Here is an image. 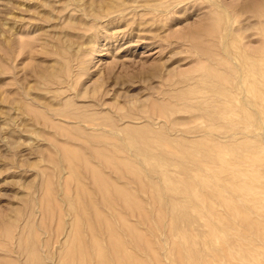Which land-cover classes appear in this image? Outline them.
<instances>
[{
	"label": "rangeland",
	"instance_id": "obj_1",
	"mask_svg": "<svg viewBox=\"0 0 264 264\" xmlns=\"http://www.w3.org/2000/svg\"><path fill=\"white\" fill-rule=\"evenodd\" d=\"M108 7L112 8L108 9L113 13L112 15L108 12ZM255 9L261 12L256 13ZM101 11L109 15L104 16ZM263 11L264 0H0V264H65L66 259L62 253L66 256L70 255L69 252L72 254L74 248L71 242L74 241V233L83 223L92 227L86 228L84 225V228L82 225V229L78 231V234L82 235L84 247L86 246L87 249L88 245L90 249V243L94 239L93 233L97 234L95 239L101 243L102 248L107 249L108 256L114 249L110 244L115 241L113 236L118 237L115 243L119 242L117 244L120 246L125 240L128 241L126 238L128 232L130 241L127 243L134 248L128 247L129 244L125 242L123 244L125 246L121 245L123 248L120 246L119 250L121 254L124 251V254L131 255L130 260H135V263L142 264L145 260L143 264L146 262V264L149 262V264H181L186 259L182 264H187V260L190 262L188 264H192L193 258L194 264L197 260L198 264H239L244 255L246 257L242 258L243 262L240 264L252 263L248 260L250 258L252 260L254 255L259 256L256 258L258 262L260 260L263 262L264 101L261 102L251 91L252 88L258 90L259 86V91L264 92ZM214 23H217V26ZM210 27L214 28V31L219 28V33L215 31L214 34ZM205 28L211 30L207 32ZM239 46L242 48L240 49ZM208 48H212V53ZM202 49L205 51L202 52ZM216 49L222 52L219 53ZM237 49H243V52ZM251 50L254 55L250 53ZM256 51L259 52L258 55ZM209 53L212 54L211 58L208 57ZM219 56L223 57L220 59ZM232 63L236 65V70ZM232 77L233 80L230 79ZM60 81H63L62 85ZM225 85L233 86L234 89L228 86L225 88ZM231 89L234 93L229 91ZM213 92L218 97L214 96ZM239 92H243L244 97ZM222 94L226 96L223 97ZM227 94L230 97L229 101L226 100ZM56 101L57 105L54 103ZM223 101H231L230 103L234 104L226 102L225 106L227 104L226 107H230L225 108L224 104H221ZM241 104L244 109L240 107ZM52 111L57 112L54 117L60 116L57 117L58 120L53 117ZM226 111L234 113L230 114L234 118L230 119ZM222 112L229 116L224 118ZM47 113L50 115V120ZM64 113H68L69 117L67 114L63 115ZM235 113L239 116L237 117ZM254 113L256 116L261 114L255 117ZM70 116L75 119L71 118V120ZM218 116L221 121L218 120ZM42 117L47 118L48 125L44 120L46 124H43ZM85 120L87 121L84 122ZM231 122L234 127L230 125ZM78 126L80 128L82 126V129L80 130ZM245 126L249 127L245 129ZM113 129L114 131H110ZM66 154L76 158L71 159L70 155L66 156ZM108 164L112 167L116 164L118 167L112 169L107 166ZM135 167L139 169L135 170ZM214 169L216 170L213 171ZM93 170L94 173L95 171L98 173L97 178L96 173L92 175ZM215 173L216 175L211 178L210 175ZM190 174L192 177L188 176ZM135 175L140 176L139 179ZM195 175H198L196 178L202 177L196 180ZM219 175L221 179L225 178L224 181L222 180L225 183L223 186ZM101 176L108 184L105 182L103 186L98 182L104 181ZM189 177L192 182L196 181L195 185L193 184L195 191H197L195 188L203 187L200 188L203 189L202 191L198 188L200 192H197L201 194L205 191L203 194L209 197L207 200L203 194L196 198L190 194L191 192L181 189L186 184H192L190 179L187 181ZM96 179L97 181L93 182ZM228 180L237 187L233 188L230 183V187L233 188L231 189ZM243 181H249L245 185L252 183L245 187L252 193L246 195L245 192H241L245 189ZM198 183L201 185L205 183L207 186L205 184L200 186ZM179 184L185 185L180 187ZM110 186L116 190L110 191ZM118 188L125 191L121 192ZM112 193H117L121 198L129 201L126 204V201L118 196L117 198L122 202L125 201L123 205L122 202L120 203L121 200L112 196ZM107 194L109 196H106ZM215 194L217 198H211L216 196ZM235 194L238 196L236 197ZM191 196L192 198H189ZM225 196L229 199L225 200ZM81 197L85 198L84 202L87 199L88 203H84ZM200 197L204 199L201 200L203 204L201 206H199L201 203L198 204ZM218 198H221L220 201ZM106 199H110L109 202ZM222 200L230 203L232 207L238 204L240 207L234 206V208L236 210L240 208L241 215L243 213L246 215L247 211L246 219L248 217L253 219L246 220L244 215L238 219L239 216L229 209H226L227 214ZM80 201L82 203L78 206L77 202ZM204 203L210 205L206 206ZM221 203L224 209L220 207ZM241 203L252 206L249 207L248 204L246 208L243 206L242 212ZM131 204L137 207L136 210ZM69 205H72L73 209ZM129 205L131 207L128 208ZM47 206L50 208L47 209ZM209 206L214 211L216 207V213L212 212L213 209ZM259 206L261 208H258ZM91 207H95L91 211L93 215L96 213L97 217L99 212L94 213V211L101 210V218L100 216L96 218L92 213L89 215L91 211L88 208ZM87 209L88 212L90 211L88 215L85 213ZM203 209L205 213L207 211L206 215ZM83 213L90 221L82 217H87ZM230 213L235 217L229 215ZM208 215L213 218H209ZM226 218L230 220L228 224L226 220L220 223ZM83 219L89 222L85 223ZM195 219L198 221L201 219L203 222L201 220L197 222ZM98 220L101 223L95 226ZM77 221L80 223L78 224ZM93 221L97 222L94 224ZM209 221L216 227L214 229L217 231L216 235L219 237L222 234L226 235L225 239L223 236L221 238L216 236L214 239L207 236L209 229L205 228L209 225L211 227ZM250 222H253V226ZM258 222L262 223V230L260 224L255 229V224ZM217 227H220L219 230ZM112 228L113 231L116 228L114 231L116 234L113 233L114 235L111 236ZM132 228L136 232L131 231ZM174 231L176 234L173 236ZM256 232L257 235L259 234L258 238ZM185 233L190 236L196 233L195 237L192 235L195 239L186 236ZM238 234L241 236L246 234L243 235L245 241ZM84 235L88 241L83 238ZM181 235L186 236L188 240L186 243L190 245L185 246L186 248L182 245V249L184 251V248L191 247L192 258L188 254L181 256L185 253L178 248L179 241L182 240ZM122 236L124 242L121 241ZM130 238L134 241L136 239L137 242L142 238L140 242L146 241V244L145 242L144 245L139 242L138 244L135 243L136 241L132 243L133 240ZM170 238L180 240L176 239L175 242L171 240L173 241L171 242ZM202 239L206 242L202 243ZM218 240H223V244L225 243V252H222L223 248L219 249L222 247L220 244L222 242ZM105 242L106 246L103 245ZM192 242L195 243L190 244ZM140 244L144 248L148 245V249L145 250ZM194 244L197 247L193 246ZM229 244H233L234 247L231 248ZM241 245L243 247H238ZM125 247L127 251L124 250ZM89 249L87 250L90 256L88 255L89 258L85 256L87 259L83 264L96 263L93 261L96 258L91 257L93 251ZM193 249L198 250V253ZM227 250L234 259L227 257L229 255L226 253ZM250 250L255 251L250 253ZM209 251H213V254ZM243 251L248 252L247 255L240 256L239 252L243 254ZM146 252L149 254L145 255ZM214 253L217 254L215 256L222 255V257L216 258L213 256ZM134 254L136 256H133ZM194 255L197 257L195 258ZM111 256L108 258V264H121L119 256L117 257L116 254ZM115 256L118 259H111ZM136 257L145 258L139 262ZM236 257L239 263H235ZM76 258H73L72 264H75ZM122 260H125L122 264L128 261L126 258ZM130 260L127 264H130ZM96 261L98 264L97 259ZM78 262L76 261L80 264Z\"/></svg>",
	"mask_w": 264,
	"mask_h": 264
},
{
	"label": "bare ground",
	"instance_id": "obj_2",
	"mask_svg": "<svg viewBox=\"0 0 264 264\" xmlns=\"http://www.w3.org/2000/svg\"><path fill=\"white\" fill-rule=\"evenodd\" d=\"M134 1H135V0H134ZM261 2H262V1H261ZM260 7H261V6H260ZM108 9H112V8H109V7H108L107 10H108ZM257 9H258V8H257ZM261 9H262V8H261ZM105 11H106V9H105ZM105 11H104V12H105ZM252 11H253V10H252ZM255 11H256V9H255ZM259 11H260V10L256 11V13L259 12ZM101 12L103 13V11H101ZM108 12H109V10H108ZM260 12H261V11H260ZM102 13H100V14L102 15ZM105 13H106V12H105ZM109 13H110V15L113 14V13H111V11H110ZM109 13H108L107 15H109ZM223 13H224V12H223ZM263 13H264V11H263ZM259 14H260V13H259ZM94 15H95V14H92V16H94ZM103 15H104V16H107V15H105L104 13H103ZM256 15H258V14H256ZM256 15H255V16H256ZM261 15H262V13H261ZM104 16H103V17H104ZM224 16H225V15H224ZM96 17H98V16H96ZM109 17H111V16H109ZM222 17H223V16H222ZM263 17H264V16H262V18H263ZM220 18H221V17H220ZM225 18H226V17H225ZM225 18H223V19H225ZM218 20H220V19H218ZM227 20H228V19H227ZM216 21H217V20H216ZM228 21H229V20H228ZM260 21H262V20H260ZM218 22H219V21H218ZM225 22H226V21H225ZM263 22H264V21H263ZM216 24H217V23H214L215 26H217ZM225 24H227V23H225ZM228 24H230V23H228ZM212 25H213V24H212ZM223 26H224V24H223ZM211 27H213V26H211ZM211 27H210V28H211ZM217 28H218V27H217ZM211 29H212V28H211ZM211 29H209V30H211ZM222 29H223V28H222ZM222 29H221V30H222ZM204 30L207 31V32L209 31V30H207V28H205ZM218 30H219V28H218L217 30H215V31H217V33H219ZM259 30H260V29H259ZM263 30H264V29H263ZM263 30H262V31H263ZM213 31H214V28L211 30V32H213ZM215 31L213 32L214 34H216ZM220 32H221V31H220ZM204 33H205V32H204ZM208 34H209V33H208ZM208 34H206V35L208 36ZM211 34H212V33H211ZM211 34H210V35H211ZM214 34H213V35H214ZM223 34H224V33H223ZM229 35H230V34H229ZM262 35H263V34H262ZM216 36H217V35H216ZM218 36H219V35H218ZM211 37H212V36H211ZM211 37H210V38H211ZM227 37H229V36L227 35ZM208 38H209V36H208ZM214 38H215V37H214ZM223 38H224V37H223ZM216 39H218V38H216ZM216 39H214V41H215ZM221 39H222V38H221ZM226 39H227V38H226ZM231 39H233V38H231ZM211 40H213V39H211ZM218 40H219V39H218ZM218 40H217V41H218ZM224 40H225V39H224ZM234 40H235V39H234ZM224 42H225V41H224ZM230 42H231V41H230ZM228 43H229V42H228ZM228 43H227V44H228ZM237 43H238V42H237ZM202 44H203V43H202ZM200 45H201V44H200ZM225 45H226V43H225ZM204 46L207 47L206 45H204ZM213 46H214V48H215V45H214V44H213ZM218 46H219V45H218ZM228 46H230V44H228ZM237 46H238V44H237ZM200 47H201V46H200ZM205 47H204V48H205ZM209 47H212V45H209ZM196 48H197V47H196ZM202 48H203V46H202ZM218 48H219V47H218ZM225 48H226V47H225ZM230 48H232V47L230 46ZM237 48H238V47H237ZM239 48H240V46H239ZM241 48H242V47H241ZM241 48H240V49H241ZM205 49H207V48H205ZM205 49H204V51H205ZM209 49H210L209 52H211V51H212V48H208V50H209ZM240 49H237V50H240ZM214 50H215V49H214ZM216 50H217V49H216ZM230 50H231V49H230ZM204 51H203V49H202V52H204ZM217 51H218V50H217ZM217 51H216V52H217ZM220 51L222 52V50H220ZM220 51H218V52L220 53ZM240 51L243 52V49L240 50ZM259 51H260V50H259ZM216 52H214V54H216ZM218 52H217V53H218ZM231 52H232V51H231ZM238 52H239V51H238ZM253 52H255V51L253 50ZM256 52H258V51H256ZM205 53H207V50H206ZM211 53H212V52H211ZM236 53H237V52H236ZM250 53H252V50H251ZM250 53H248V54H250ZM200 54H201V53H200ZM214 54H213V55H214ZM221 54H222V53H221ZM237 54H238V53H237ZM239 54H240V53H239ZM254 54H255V53H254ZM254 54L252 53V55H254ZM258 54H259V52L257 53V55H258ZM206 55H207V54H206ZM206 55H205V56H206ZM211 55H212V54H211ZM211 55H210V53H209V54H208V57H210ZM222 55H223V54H222ZM240 55H242V54H240ZM250 55H251V54H250ZM217 56H218V55H217ZM236 56H237V55H236ZM219 57H220V56H219ZM221 57H223V56H221ZM221 57H220V59H221ZM227 57H228V56H227ZM245 57H246V56H245ZM256 57H257V56H256ZM210 58H211V57H210ZM224 58H226V56H224ZM224 58H222V59H224ZM213 59H214V58H213ZM226 59H228V58H226ZM238 59H239V57H238ZM242 60H243V59H242ZM257 60H258V59H257ZM212 61H213V60H212ZM227 61H228V60H227ZM260 61H261V58H260ZM262 62H263V61H262ZM205 63H206V62H205ZM256 63H257V62H256ZM227 64H229V63H227ZM257 64H258V63H257ZM259 64H260V62H259ZM262 64H264V63H262ZM262 64H260V65H262ZM207 65H210V64L207 63ZM219 65H220V64H219ZM232 65H235V64L232 63ZM210 66H212V65H210ZM210 66H209V69H210ZM222 66H223V65H222ZM244 66H245V65H244ZM213 67H214V66H213ZM226 67H227V66H226ZM229 67H230V66H229ZM233 67H234V66H233ZM202 68H203V67H202ZM235 68H236V65H235L234 69H235ZM244 68H245V67H244ZM262 68H263V67H262ZM209 69H208V70H209ZM213 69H214V68H213ZM213 69H211V70H213ZM237 69H238V68H237ZM200 70H202V69H200ZM208 70H207V71H208ZM235 70H236V69H235ZM238 70H239V69H238ZM261 70H262V69H261ZM209 71H210V70H209ZM209 71H208V72H209ZM214 71H216V70H214ZM220 71H221V70H220ZM61 72H62V71H61ZM204 72H205V71H204ZM210 72H211V71H210ZM210 72H209V73H210ZM58 73H60V71H58ZM214 73H215V72H214ZM230 73H231V72H230ZM241 73H242V72H241ZM260 73H261V72H260ZM260 73H259V74H260ZM60 74H61V73H60ZM211 74H213V73H211ZM217 74H218V73H217ZM249 74H250V73H249ZM58 75H59V74H58ZM220 75H221V74H220ZM220 75H219V76H220ZM260 75H262V73H261ZM210 76H211V75H210ZM217 76H218V75H217ZM219 76H218V77H219ZM262 76H263V75H262ZM200 77H201V76H200ZM206 78H207V76H206ZM213 78H214V76H213ZM44 79H46V78H44ZM207 79H208V78H207ZM215 79H217V77H216ZM230 79L233 80V77L230 78ZM237 79H239V78H237ZM47 80H51V79H47ZM58 80H59V79H58ZM217 80H218V79H217ZM259 80H260V79H259ZM220 81H221V79H220ZM250 81H251V80H250ZM260 81H261V80H260ZM57 82H58V81H57ZM62 82H63V81H60L59 83H61V85H62V84H63ZM64 82H65V81H64ZM210 82H211V81H210ZM218 82H219V80H218ZM221 82H222V81H221ZM227 82H229V81H227ZM222 83H223V82H222ZM64 84H65V83H64ZM77 84H78V83H77ZM219 84H220V83H219ZM224 84H225V83H224ZM236 84H237V83H236ZM231 85H233V84H231ZM59 86H60V84H59ZM66 86H67V85H66ZM76 86H77V85H76ZM225 86H226V85H225ZM227 86H228V85H227ZM227 86H226L225 88H227ZM238 86H239V85H238ZM255 86L257 87V85H255ZM68 87H69V86H68ZM70 87H71V86H70ZM228 87H229V86H228ZM232 87H233V86H232ZM232 87H229V88H232ZM223 88H224V87H223ZM229 88H228V89H229ZM207 89H208V87H207ZM228 89H227V91H228ZM233 89H234V87H233ZM241 89H242V88H241ZM241 89H240V90H241ZM246 89H247V88H246ZM250 89H251V88H250ZM259 89H260V87L258 86V90H257L256 88H255V89L252 88L251 91H252V94H253L255 97L259 98V100L262 102V101H264V92L261 93V92L259 91ZM244 90H245V89H244ZM262 90H263V89H262ZM208 91H209V90H208ZM219 91H220V90H219ZM229 91H231L232 93H234L232 89L229 90ZM203 92H204V91H203ZM55 93H56V92H55ZM57 93H58V92H57ZM57 93H56V94H57ZM204 93H206V90H205ZM209 93H210V92H209ZM215 93H216V92H215ZM222 93H223V92H222ZM235 93H236V92H235ZM239 93H241V92H239ZM242 93H243V92H242ZM242 93H241V94H242ZM217 94H218V93H217ZM220 94H221V93H220ZM237 94H238V93H237ZM252 94H251V95H252ZM54 95H55V94H54ZM54 95H53V96H54ZM210 95H211V97H213L212 94H210ZM213 95H214V92H213ZM223 95H225V94H222V96H223ZM229 95H230L231 98H232V95H231L230 93H229ZM229 95L227 94L228 99H226V100H228V101H229V98H230ZM242 95H243V94H242ZM56 96H57V95H56ZM214 96H217V97H218V95H216V94H215ZM219 96H220V95H219ZM225 96H226V95H225ZM246 96H247V95H246ZM54 97H55V96H54ZM58 97H59V95H58ZM223 97H224V96H223ZM235 97H236V96H235ZM242 97H244V95H243ZM56 98H57V97H56ZM207 98H208V97H207ZM209 98H210V97H209ZM221 98H222V97H221ZM210 99H211V98H210ZM54 100H55V99H54ZM207 100H208V99H207ZM211 100H212V99H211ZM211 100H210V101H211ZM223 100H225V98H224ZM230 100L232 101L233 99H230ZM247 100H248V99H247ZM58 101H59V100H58ZM210 101H207V102H210ZM228 101H226V102L229 104L231 101H230V102H228ZM235 101H236V100H235ZM241 101H242V100H241ZM241 101H240V102H241ZM52 102H53V101H52ZM220 102H221V100H220ZM226 102L223 101V103H221V104H224V103H226ZM243 102H244V101H243ZM54 103L56 104L57 101L54 102ZM254 103H255V102H254ZM259 103H260V102H259ZM230 104H234V103H230ZM243 104H244V103H243ZM257 104H258V103H257ZM263 104H264V103H263ZM52 105H53V104H52ZM56 105H57V104H56ZM244 105H246V104H244ZM254 105H255V104H254ZM223 106H225V104H224ZM226 106H227V104H226ZM226 106H225V108L230 107V106H228V107H226ZM232 107H233V105L231 106V108H232ZM240 107H243L242 104L240 105ZM16 108H17V107H16ZM231 108H229V109H231ZM238 108H239V107H238ZM248 108L251 109V107H248ZM261 108H263V107H261ZM46 109H47V108H46ZM48 109H52V108H48ZM48 109H47V110H48ZM235 109H236V108H235ZM243 109H244V107H243ZM62 110H63V109H62ZM227 110H228V109H227ZM251 110H252V109H251ZM53 111H54V109H53ZM53 111H52V112H53ZM56 111H57V110H56ZM211 111H212V110H211ZM233 111H234V110H233ZM238 111H239V110H238ZM83 112H84V111H83ZM226 112H228V111H226ZM235 112H236V111H235ZM254 112H255V111H254ZM55 113H57V112H55ZM55 113L53 112V117H54V114H55ZM222 113H223V112H222ZM245 113H246V111H245ZM247 113H248V112H247ZM247 113H246V114H247ZM36 114H37V113H36ZM66 114L68 115V113H64L63 115H66ZM223 114L225 115L224 118H226L227 115L225 114V112H224ZM228 114L230 115V114H234V113H230V112H228ZM238 114H239V113H238ZM248 114H249V113H248ZM250 114H251V113H250ZM252 114H253V113H252ZM257 114H258V113H257ZM260 114H261V113H260ZM260 114H258V115H260ZM37 115H38V114H37ZM46 115H49V114L47 113ZM51 115H52V113H51ZM57 115H59V114H57ZM57 115H56V116H57ZM70 115H71V114H70ZM158 115H159V114H158ZM229 115H228V116H229ZM235 115H236V113H235ZM254 115H255V113H254ZM258 115H257V116L255 115V117H258ZM38 116H39V115H38ZM38 116H37V117H38ZM79 116H80V114H79ZM228 116H227V117H228ZM232 116H233V115H230L229 118H230V119H231V118L233 119L234 117H232ZM236 116H237V115H236ZM238 116H239V115H238ZM238 116H237V117H238ZM248 116H250V115H248ZM40 117H41V115H40ZM57 117H60V116H57ZM57 117H54V118H57ZM61 117H62V116H61ZM68 117H69V115H68ZM77 117H78V116H77ZM219 117H220V116H218V120H219ZM260 117H261V116H260ZM263 117H264V116H263ZM38 118H39V117H38ZM42 118H43V117H42ZM42 118H41V121H42V122H43V120H44L45 122L48 121L47 118H45V117H44L43 119H42ZM62 118H64V116H63ZM71 118H72V116H70V119H71ZM79 118H81V117H79ZM160 118H161V117H160ZM224 118H222V121H223ZM229 118H228V119H229ZM245 118H247V117H245ZM245 118H244V120H245ZM48 119L50 120V115H49ZM51 119H52V118H51ZM65 119H66V118H65ZM67 119H68V118H67ZM72 119L74 120L75 117H73ZM72 119H71V120H72ZM125 119H126V118H125ZM52 120H53V119H52ZM57 120H58V118H57ZM59 120H60V118H59ZM71 120H70V121H71ZM93 120H94V119H93ZM225 120H226V119H225ZM234 120H235V119H234ZM244 120H242V121H244ZM61 121H62V119H61ZM65 121H66V120H65ZM65 121H63V122L65 123ZM79 121H80V120H79ZM86 121H87V120H85L84 122H86ZM219 121H221V118H220ZM227 121H228V120H227ZM242 121H241V122H242ZM42 122H40V124H41ZM45 122H43V124H44ZM51 122H52V121H51ZM51 122H50V123H51ZM54 122H55V120H54ZM82 122H83V121H82ZM90 122H91V121H90ZM94 122H95V121H94ZM224 122H225V125H226V121H224ZM228 122H229V121H228ZM228 122H227V124L229 125ZM245 122H246V121H245ZM248 122H249V120H248ZM248 122H246V123H248ZM46 123H47V122H46ZM46 123H45V124H46ZM48 123H49V122H48ZM48 123H47V125H48ZM60 123H61V122H60ZM69 123H70V122H69ZM216 123H217V122H216ZM218 123L220 124V122H218ZM221 123H223V122H221ZM233 123H234V122H233ZM253 123H254V122H253ZM259 123H260V122H259ZM84 124H85V123H84ZM91 124H92V123H91ZM93 124H94V123H93ZM241 124H242V123H241ZM243 124H244V123H243ZM248 124H249V123H248ZM47 125H46V126H47ZM53 125H54V124H53ZM64 125H66V124H64ZM82 125H83V124H82ZM100 125H101V124H100ZM230 125H232V122H231ZM54 126H55V125H54ZM232 126L234 127V125H232ZM238 126H239V125H238ZM241 126H242V125H240V127H241ZM259 126H261V125H259ZM73 127H74V126H73ZM78 127H79V126H78ZM88 127H89V126H88ZM94 127H95V125H94ZM103 127H104V126H103ZM106 127H107V126H106ZM243 127H244V126H243ZM243 127H242V128H243ZM245 127H246V126H245ZM248 127H249V126H247L245 129H247ZM262 127H263V126H262ZM57 128H58V127H57ZM60 128H61V127H60ZM75 128H76V127H75ZM79 128H80V127H79ZM257 128H258V127H257ZM53 129H54V128H53ZM55 129H56V128H55ZM77 129H78V128H77ZM77 129H75V130H77ZM81 129H82V126H81L80 130H81ZM255 129H256V127H255ZM60 130L62 131V129H60ZM68 130H69V129H68ZM101 130H102V129H101ZM82 131H83V130H82ZM95 131H97V130H95ZM98 131H99V130H98ZM110 131H114V129H113V130H110ZM105 133H107V132H105ZM110 134H111V133H110ZM96 135H97V134H96ZM103 135H104V134H103ZM107 135H108V134H107ZM104 136H105V135H104ZM111 136H112V135H111ZM107 137H108V136H107ZM134 137H135V136H134ZM98 138H99V137H98ZM102 138H103V136H102ZM100 139H101V138H100ZM135 139H136V138H135ZM138 139H139V140H140V139L142 140V138H138ZM149 139H150V138H149ZM149 139H148V140H149ZM158 139H159V138H158ZM106 141H107V140H106ZM106 141H105V142H106ZM101 142H102V141H101ZM105 142H104V144H107V143H108V142H107V143H105ZM138 143L140 144V143H142V142H138ZM108 144H109V143H108ZM142 144H143V143H142ZM144 144H145V143H144ZM148 144H149V143H148ZM109 146H110V145H109ZM130 146H131V145H130ZM139 146H140V145H139ZM101 147H102V146H101ZM106 147H108V146L106 145ZM145 147H146V145H145ZM142 149H143V148H142ZM220 153H221V152H220ZM68 155H70V154H68ZM68 155L66 154V156H68ZM224 155H225V154H224ZM220 156H221V155H220ZM222 156H223V155H222ZM70 157H71V155H70ZM72 157H73V155H72ZM72 157H71V159H72ZM74 157L76 158V156H74ZM74 157H73V159H75ZM212 157H213V156H212ZM257 157L259 158V156H257ZM208 158H211V157H208ZM260 158H261V156H260ZM211 159H213V158H211ZM211 159H210V161H211ZM210 161H208V162H210ZM252 161H253V160H252ZM253 162H254V161H253ZM107 163H108V162H107ZM239 163H240V162H239ZM111 164H112V163H111ZM111 164H110V165H111ZM116 164L118 165V163H116ZM116 164L114 165V167H118V166H119V165L116 166ZM124 164H125V163H124ZM253 164H254V163H253ZM256 165H258V164H256ZM263 165H264V164H263ZM107 166H109V164H108ZM127 166H128V164H127ZM131 166H133V165H131ZM259 166H260V165H259ZM110 167H112V166H109V168H110ZM114 167H112V169H113ZM119 167H121V166H119ZM123 167H124V166H122V168H123ZM223 167H225V166H223ZM260 167H261V166H260ZM88 168H90V167H88ZM88 168H87V169H88ZM122 168H121V169H122ZM127 168H128V167H127ZM130 168H131V167H130ZM91 169H92V168H91ZM96 169H98V168H96ZM115 169H116V168H115ZM115 169H114V170H115ZM123 169H124V168H123ZM131 169H133V167H132ZM136 169H139V168H136V167H135V170H136ZM192 169H194V168H192ZM196 169H197V168H196ZM196 169H195V170H196ZM207 169H209V168H207ZM203 170H206V168H205V169L203 168ZM209 170H211V169H209ZM215 170H216V169H214L213 171H215ZM126 171H127V169H126ZM131 171H132V170H131ZM217 171H218V169H217ZM89 172H90V170H89ZM91 172H92V171H91ZM98 172H99V171H98ZM117 172H118V171H117ZM132 172H134V171H132ZM142 172H143V171H142ZM219 172H220V171H219ZM225 172H226V171H225ZM93 173H94V170H93V172H92V175H93ZM95 173H96V171H95ZM95 173H94V174H95ZM136 173H137V172H136ZM192 173H193V172H192ZM192 173H191V174H192ZM199 173H200V172H199ZM208 173H210V172H208ZM212 173H213V172H211V174H212ZM222 173H223V170H222ZM97 174H98V173L95 174V175H96V178H97V176H98ZM191 174L188 175V176H191V177H192ZM138 175H139V174H138ZM138 175H137V176L135 175V177H138ZM205 175H207V174H205ZM214 175H216V173L213 174V175H210V176H212L211 178H213ZM225 175H226V174H225ZM133 176H134V175H133ZM210 176H209V177H210ZM139 177H140V176H139ZM139 177H138L137 179H139ZM186 177H187V176H186ZM191 177H189V178L187 179V181L190 179L191 182H192L193 180L191 179ZM193 177H194V176H193ZM196 177H198V175H197V176L195 175V178H196ZM201 177H202V176H201ZM201 177H200V178H201ZM205 177H207V176H205ZM216 177H217V176H215V179H216ZM218 177L220 178L221 176L219 175ZM222 177H223V176H222ZM98 178H99V177H98ZM101 178H102V176H101ZM200 178H196V180H197V179L200 180ZM219 178H218V179H219ZM231 178H232V177H231ZM102 179H103V178H102ZM202 179H203V178H202ZM204 179H205V178H204ZM206 179H207V178H206ZM208 179H209V178H208ZM220 179H221V178H220ZM224 179H225V178L221 179V183L224 181ZM233 179H234V177H233ZM103 180H104V181H101V180H100L101 182H100V181H98V182H99L101 185L103 184V186H104L106 181H105V179H103ZM106 180H107V179H106ZM199 180H198V181H199ZM211 180H212V179H211ZM222 180H223V181H222ZM229 180H230V179H229ZM229 180H228V182H229L228 185H229V187H230V183H231V182H230ZM95 181H97V179L94 180L93 182H95ZM198 181H197V182H198ZM201 181H202V180H201ZM204 181H205V180H204ZM216 181H217V179H216ZM219 181H220V180H219ZM102 182H103V183H102ZM199 182H200V181H199ZM214 182H215V180H214ZM214 182H213V183H214ZM226 182H227V181H226ZM243 182H244V181H243ZM247 182H249V181H247ZM247 182H244V188H245L246 186L248 187L250 184H252V183H250V184L248 183L249 185H247V184L245 185V183H247ZM106 183L108 184V182H106ZM195 183H196V181H195ZM195 183L192 182V184H189V182H188L189 185H187V184H186V185H185V184H179V185H180V187H181V185H185L184 188L181 187V189H184L183 191L187 190V191L191 192L190 194H191L193 197H196V198L198 197V198H199V196H202L203 192H205V191L201 192V194L198 193V192H200V191H198V188H199V187H198V188H195V189H197L198 192L195 191V190H194V187H193V186L195 185ZM207 183H208V182H207ZM211 183H212V182H211ZM211 183H210V184H211ZM213 183H212V184H213ZM93 184H94V183H93ZM144 184H145V183H144ZM193 184H194V185H193ZM198 184H199L200 186H204L205 183H204L203 185H201L200 183H198ZM210 184H209V185H210ZM215 184H216V183H215ZM218 184H219V183H217V185H218ZM224 184H225V183L223 182V184H221V185L223 186ZM231 184H232V183H231ZM95 185H96V187H97V184H95ZM109 185H110V184H109ZM111 185H112V184H111ZM145 185H146V184H145ZM226 185H227V184H226ZM226 185H225V186H226ZM99 186H100V185H98V188H99ZM103 186H101V187H103ZM197 186H198V185H197ZM205 186H207V184H205ZM222 186H221V187H222ZM232 186H233V188H234V186H236V185H233V184H232ZM253 186H254V185H253ZM107 187H108V186H107ZM107 187H105V188L107 189ZM195 187H196V186H195ZM210 187H212V186L210 185ZM210 187H209V188H208V187H204V188L210 189ZM219 187H220V186H219ZM236 187H237V186H236ZM250 187H251V186H250ZM250 187H249V188H250ZM258 187H260V185H259ZM262 187H264V186H262ZM262 187H261V189H262ZM110 188H111L110 191H113V190H114V189H113V186H110ZM200 188H203V187H200ZM200 188H199V189H200ZM230 188H231V187H230ZM233 188H231V189H233ZM240 188H242V187H240ZM244 188H243V189H244ZM99 189H100V188H99ZM119 189H120V188H118V190H119ZM212 189H213V188H212ZM212 189H211V190H212ZM235 189H236V188H235ZM243 189H242V190H243ZM245 189H246V188H245ZM245 189H244V191H241V190H240V191H241V192H245L246 195L252 193L249 189H246V190H245ZM257 189H258V188H257ZM263 189H264V188H263ZM102 190H103V189H102ZM104 190H105V189H104ZM115 190H116V189H115ZM115 190H114V191H115ZM118 190H117V191H118ZM122 190H123V189H120L121 192H122ZM200 190H201V189H200ZM202 190H203V189H202ZM202 190H201V191H202ZM205 190H206V189H205ZM217 190L219 191V190H221V189H217ZM258 190H259V189H258ZM82 191H83V190H82ZM100 191H101V189H100ZM110 191L107 190V192H110ZM117 191H116V192H117ZM124 191H125V190H123V192H124ZM212 191H213V190H212ZM218 191H217V192H218ZM224 191H225V190H224ZM227 191H228V190H227ZM256 191H257V190H256ZM259 191H260V190H259ZM80 192H81V191H80ZM189 192H188V193H189ZM215 192H216V191H215ZM257 192H258V191H257ZM257 192H256V193H257ZM260 192H261V191H260ZM113 193H114V192H113ZM113 193H112V196L114 195V196H116V198H117L118 196H120V195L117 194V193H116V194H113ZM118 193H119V191H118ZM125 193H126V192H125ZM125 193H124V195H126ZM128 193H129V192H128ZM186 193H187V192H186ZM225 193H226V191H225ZM254 193H255V192H254ZM233 194H234V193H233ZM236 194H238V193H236ZM236 194H235V195H236ZM241 194H242V193H241ZM241 194H240V195H241ZM243 194H244V193H243ZM257 194H258V193H257ZM257 194H255V196H257ZM85 195H87V194H85ZM85 195H83V196L85 197ZM121 195H122V194H121ZM124 195H123V197H124ZM185 195H186V194H185ZM185 195H183V198H185ZM203 195H205V194H203ZM212 195H214V192L212 193ZM212 195H211V196H212ZM215 195H216V196L211 197V198H215V197L217 198V194H215ZM227 195H228V194H227ZM252 195H253V194H252ZM252 195H251V198H252ZM263 195H264V193H263ZM263 195H261V196H263ZM78 196H79V195H78ZM80 196H82V195H80ZM80 196H79V197H80ZM83 196H82V197H83ZM103 196H104V194H103ZM106 196H109V195L107 194ZM112 196H110V197H112ZM131 196H132V195H131ZM192 196L189 197V198H192ZM205 196H206V195H205ZM219 196H220V195H219ZM222 196H223V195H222ZM229 196H232V195L229 194ZM237 196H238V195H236V197H237ZM82 197H81V199H82ZM126 197H128V196H126ZM223 197H224V196H223ZM241 197H242V196H241ZM103 198H106V197H103ZM108 198H109V197H107V199H108ZM116 198H115V201H117ZM120 198H121V196H120ZM204 198H206V200H207V198H209V197L206 196V197H204ZM216 198H215V199H216ZM261 198H262V197H261ZM107 199H106V201L109 202L110 199H109V200H107ZM117 199H118V200H121V199H123V198H121V199L117 198ZM218 199H219V201H220L221 198H218ZM226 199H229V198H226V196H225V200H226ZM262 199H263V198H262ZM83 200H85V198L82 199V201H83ZM103 200H104V199H103ZM103 200H102V201H103ZM113 200H114V199H113ZM123 200H125V199H123ZM191 200H192V199H191ZM197 200H198V199H197ZM201 200H204V199L200 197V201H199L198 204H200V203L202 202ZM206 200H205V202H207ZM211 200H212V199H211ZM225 200H224V201L222 200V202L224 203L225 206L221 203V206H220V207H222V205H223L224 208H225V210H226V209L231 210L232 212L236 213V214L239 216L238 219H240V217H242V215H244V213L241 215V214H240L241 212L239 211L240 208H239V210H236V209L234 208V206H238V207H240V206L237 204V205H234V206L232 207V205H229L230 203H227ZM237 200H238V199H237ZM239 200H240V198H239ZM254 200H255V199H254ZM256 200H257V199H256ZM125 201H126V200H125ZM125 201H123V202H125ZM128 201H129V199L126 201V204H127ZM132 201H133V199H132ZM194 201H195V200H194ZM216 201H218V200H216ZM248 201H249V200H248ZM248 201H246V202H248ZM252 201H253V199L250 200L251 203H252ZM83 202H84V201H83ZM85 202H87V199H86ZM85 202H84V203H85ZM103 202H104V201H103ZM103 202H102V203H103ZM121 202H122V200L120 201V203H121ZM123 202H122V204H123ZM195 202H196V201H195ZM240 202H242V201H240ZM81 203H82L81 201H80V203L77 202V205L79 206V204H81ZM87 203H88V202H87ZM87 203H86L85 208L87 207ZM99 203H100V202H99ZM105 203H106V202H105ZM105 203H104V204H105ZM111 203H113V202H112V199H111ZM209 203H210V202H209ZM209 203H208V205H210ZM211 203H212V202H211ZM91 204H92V203H91ZM96 204H97V203H96ZM193 204H194V202L192 203V205H193ZM198 204H197V206H198ZM204 204H205V203H204ZM234 204H235V203H234ZM243 204H245V203H243ZM243 204L241 203L242 207H243V206L245 207L248 203H247L246 205H243ZM47 205H48V204H47ZM77 205H74V206H77ZM84 205H85V204H84ZM84 205L82 204V206H84ZM94 205H95V204H94ZM97 205H98V204H97ZM106 205H108V204H106ZM123 205H124V204H123ZM131 205H132V207H133V204H131ZM162 205H164V204H162ZM201 205H203V204L201 203L199 206H201ZM205 205H206V204H205ZM208 205H206V206H208ZM214 205H215V204H214ZM249 205L252 206V204H248L247 206H249ZM69 206L72 207V205H69ZM78 206H77V207H78ZM89 206H90V205H89ZM92 206H93V205H92ZM138 206H139V205H138ZM170 206H171V205H170ZM193 206H194V205H193ZM251 206H249V207H251ZM257 206H258V205H257ZM43 207H45V204H44ZM47 207H48V206H47ZM126 207H127V206H126ZM129 207H131V206L129 205L128 208H129ZM135 207H136V206H134L133 209L136 210L137 207H136V208H135ZM204 207H205V206H204ZM217 207H218V206H217ZM242 207H241V208H242ZM244 207H243V210L241 209L242 212L244 211ZM254 207H255V206H254ZM49 208H50V206H49L47 209H49ZM92 208H95V207H91V208H88V209L91 211ZM139 208H140V207H139ZM139 208H138V210H139ZM198 208H199V207H198ZM201 208H202V207H201ZM206 208H207V207H206ZM209 208H211V207L209 206ZM209 208H207V209L210 210ZM222 208H223V207H222ZM224 208H223V209H224ZM245 208H246V207H245ZM255 208H256V207H255ZM258 208H261V207L259 206ZM258 208H257V209H258ZM45 209H46V208H45ZM72 209H73V207H72ZM78 209H79V208H78ZM78 209H77V210H78ZM88 209L86 210L87 212L85 211V213H87V215H88V213L90 212V211L88 212ZM204 209H205V208H204ZM204 209H203V212L205 213ZM211 209H213V208H211ZM215 209L217 210L216 207H215ZM250 209H251V208H250ZM130 210H132V209H130ZM216 210L214 211V209H213V210H211V211H212V212L214 211V212L216 213ZM248 210H249V209H248ZM260 210H261V209H260ZM263 210H264V209H263ZM263 210H261V211L263 212ZM75 211H76V207H75ZM79 211H81V208H80ZM100 211H101V210H99V211H96V210H95V211H94V213H95V212H99V214H97L98 217L96 216V213H95V215H93L92 211L89 213V215L92 213V215L95 216L96 218H99V216H100V218H101V213H100ZM192 211H193V210H192ZM231 211H230V212H231ZM238 211H239V213H238ZM245 211H246V210H245ZM255 211H257V210H255ZM82 212H83V211H82ZM181 212H182V211H181ZM185 212H186V211H185ZM198 212H199V211H198ZM200 212H201V211H200ZM225 212L228 214L227 210H226ZM251 212L253 213L254 210L251 211ZM85 213H83V214H85ZM234 213H233V214H234ZM257 213H259V211H257ZM79 214L82 215V213H80V212H79ZM177 214H179V212H178ZM194 214H195V213H194ZM194 214H193V215H194ZM206 214H207V211H206L205 215H206ZM211 214H213V213H211ZM236 214H235V215H236ZM245 214L247 215V211L245 212ZM248 214H249V213H248ZM261 214H262V213H261ZM87 215L85 214V216H87ZM180 215H181V213H180ZM198 215H200V214H198ZM209 215H210V214H209ZM209 215H208V217H209ZM229 215L233 216L231 213H230ZM246 215H244L243 217H245ZM250 215H251V213H250ZM250 215H249V216H250ZM93 216H91V217L93 218V220H96V218L93 217ZM200 216L202 217L203 215H200ZM225 216H226V215H225ZM247 216H248V215H247ZM251 216H252V215H251ZM258 216L260 217L259 214H258ZM82 217H83V218H87V219L89 220L88 216H87V217L82 216ZM89 217H90V216H89ZM186 217H187V216H186ZM193 217L196 218L195 215H194ZM197 217H198V216H197ZM222 217H223V216H222ZM226 217H227V216H226ZM228 217H229V216H228ZM233 217H235V216H233ZM233 217H232V220L234 219ZM259 217H256V218H259ZM94 218H95V219H94ZM180 218H181V217H180ZM203 218H205V216H203ZM209 218H213V217L211 216V217H209ZM76 219H77V218H76ZM175 219H176V218H175ZM201 219H202V218H201ZM201 219H199V221H200ZM235 219H237V218H235ZM245 219H246V217H245ZM247 219H250V218L248 217ZM247 219H246V220H247ZM252 219H253V218L251 217L250 220H252ZM263 219H264V217H263ZM81 220H82V218H81ZM81 220H80V221H81ZM100 220H101V219H100ZM104 220H105V222H106V219H104ZM116 220L119 221V219H117V218H116ZM196 220H197V219H195V221H196ZM210 220H211V219H210ZM213 220H214V219H213ZM223 220H224V222H225V220H226V223H227V224L230 222V220H228V219L226 218V219H222V222H220V223H223ZM227 220H228V221H227ZM232 220H231V222H232ZM250 220H249V221H250ZM80 221H79V222L77 221L78 224L80 223ZM83 221H85V223H88L90 220L87 222L86 220L83 219ZM108 221H109V220H107V222H108ZM118 221H117V222H118ZM120 221H121V220H120ZM199 221L197 220V222H199ZM201 221L203 222V220H201ZM201 221H200V222H201ZM207 221H208V219L206 220V222H207ZM214 221H215V220H214ZM214 221H212V222H214ZM219 221H220V220H219ZM240 221H241V220H240ZM255 221H256V219H255ZM255 221H254V222H255ZM262 221H263V220H261V222H262ZM77 222H76V223H77ZM93 222H94V221H93ZM95 222H97V221H95ZM95 222H94V224H95ZM179 222H180V221H179ZM190 222H191V221H190ZM209 222H210V221H209ZM209 222H208V223H209ZM234 222H235V221H234ZM244 222H245V221H244ZM263 222H264V221H263ZM263 222H262V223H263ZM74 223H75V222H74ZM76 223H75V224H76ZM91 223H92V222H91ZM99 223H101V222H99V220H98V223L95 224V226H96V225L99 226ZM118 223L120 224V222H118ZM122 223H123V222H122ZM188 223H189V221H188ZM214 223H216V222H214ZM232 223H233V222H232ZM238 223H240V222H238ZM262 223H261V224H262ZM78 224H77V225H78ZM81 224H82V222H81ZM190 224L192 225V223H190ZM201 224H202V223H201ZM210 224H211V222H210ZM224 224H225V223H224ZM241 224H242V223H241ZM251 224H252V226H253V222H252V223L250 222V225H251ZM259 224H260L259 222H258V224H255V227H256L257 225H259ZM261 224H260V230H262L261 227L263 226V225L261 226ZM263 224H264V223H263ZM82 225H83V227H84V225H85L86 228H88V226L90 227V225H88V224H84V223H83ZM82 225L79 227V229H82ZM100 225H101V224H100ZM103 225H104V223H103ZM103 225H102V226H103ZM171 225H172V224H171ZM176 225H177V224H176ZM180 225H181V224H180ZM183 225H185V224H183ZM213 225H214V224H211V227H210V225H209V226H207V228H205V229H209V231H208V233H207V236H208L210 239H214V238L217 236V235H216L217 231L214 230L216 227H214ZM218 225H219V223H218ZM218 225H217V226H218ZM220 225H221V228H222V224H220ZM236 225H237V222H236ZM74 226H75V225H74ZM107 226H109V225H107ZM110 226H112V225L110 224ZM173 226H174V225H173ZM247 226H248V225H247ZM76 227H78V226H76ZM76 227H75V228H76ZM100 227H101V226H100ZM103 227H104V226H103ZM105 227H106V226H105ZM112 227H113V226H112ZM128 227H129V226H127V228H128ZM178 227H179V224H178ZM188 227H191V226H188ZM205 227H206V224H205ZM224 227H225V226H224ZM244 227H246V226H244ZM84 228H85V227H84ZM90 228H92V227H90ZM106 228L108 229V227H106ZM110 228H111V227H110ZM110 228H109V229H110ZM219 228H220V227H219ZM219 228L217 227L218 230H219ZM251 228H252V227H251ZM79 229H78V231H79ZM107 229H106V230H107ZM174 229H175V228H174ZM177 229H178V228H177ZM192 229L194 230L193 227H192ZM192 229H191V230H192ZM242 229H244V228L242 227ZM246 229H247V228H246ZM248 229H250V227H248ZM255 229H257V227H256ZM263 229H264V228H263ZM73 230H74V229H73ZM76 230H77V229H76ZM111 230L113 231V228H112ZM115 230H116V228H115ZM115 230H114V231H115ZM133 230H134V229L132 228L131 231H133ZM179 230H180V229H179ZM183 230H186V229H183ZM183 230H181V233L183 232ZM193 230H192V231H193ZM244 230H245V229H244ZM244 230H241V231L243 232ZM260 230H259V231H260ZM78 231H77V232L75 231V232H76V233H74L75 235L72 233V234L74 235V241H73V243L71 242V244H72V246H73V248H74V251H71L72 254L69 252L70 255H67V256H66V255H64V254L62 253V255H63V256L65 257V259H66V260H65L66 263L64 262L65 264H69V263L72 264V262H74V260H73L74 257H75V258H76V257L78 258V260H77V258H76V261H79L80 264H83L84 260H86V259L89 258V256H90V254H88L89 251L87 250V249H89V248H88V245H87V249H86V246L84 247V244H85V243L83 244V241H82V237H81L82 235H81V234H78ZM85 231H88V230L85 229ZM85 231H84V232H85ZM89 231H90V229H89ZM95 231H96V230H95ZM95 231H94V232H95ZM114 231L112 232L111 236L114 235L113 233L116 234V232H114ZM129 231H130V230H129ZM134 231H135V230H134ZM134 231H133V232H134ZM206 231H207V230H206ZM215 231H216V232H215ZM220 231H222V230H220ZM220 231H219V232H220ZM82 232H83V231H82ZM107 232H108V230H107ZM107 232H106V233H107ZM109 232H110V231H109ZM109 232H108V233H109ZM125 232H127V231H125ZM125 232H124V233L122 232V233H123V234H126ZM135 232H136V231H135ZM177 232H178V231H177ZM193 232H194V231H193ZM193 232H192V233H193ZM236 232H237V231H236ZM236 232H235V233H236ZM238 232H239V231H238ZM238 232H237V233H238ZM263 232H264V230H263ZM108 233H107V235H108L109 237H111V236L109 235L110 233H109V234H108ZM118 233H120V232H118ZM118 233H117V234H118ZM131 233H132V232H131ZM131 233H130V235H131ZM171 233H173V232L171 231ZM178 233H179V232H178ZM187 233H188V232H187ZM205 233H206V232H205ZM228 233H230V232H228ZM239 233H240V232H239ZM76 234H77V235H76ZM123 234H122V235H123ZM132 234H133V233H132ZM175 234H176V232L174 231L173 236H174ZM179 234H180V233H179ZM182 234H183V233H182ZM194 234H196V233H194ZM194 234H192V235L194 236ZM225 234H226V233H225ZM241 234H242V233H241ZM246 234H247V233H246ZM246 234H245V235H246ZM88 235H89V234H88ZM96 235H97V234H96ZM96 235H94V233H93V237H94V239H93V241L90 243L91 246H90V249H89V250H90L91 252L93 251V252H92L93 255H92L91 257L94 256V257L98 260V264H108V258H110V256H111L112 254H116V256L118 257V256L121 254V252H120V250H119V249H120V246L122 245V246L124 247L125 245H123V244H124L125 242L127 243V242L130 241V240L128 239L129 236H127V235H128V232H127V234H126V238H127L128 241H126V240H125V242L123 241V240H124V237H123L124 235H123V236H122L123 239H122L121 241H123L124 243H122L120 246L118 245L119 242H116V243H115V241L118 240V239L116 240V238H118V237L113 236V237H115V241H114V239H110V240H113L114 243H112V242H110V241H109V242H110V244H112V245L114 246V249L112 248V249H113L112 251H114V253H112V251L109 250V251H111V255L108 256V254H107V252H106L107 249L105 250L104 248H102V247H101V246H102L101 243L98 242V240L95 239ZM185 235H186V233H185ZM188 235L190 236V234H188ZM188 235H186V236H188ZM192 235H191L190 237H193ZM238 235H239L240 238H241V237H243L244 234H243L242 236H241L240 234H238ZM245 235H244V236H245ZM247 235H248V234H247ZM252 235H253V232H252ZM84 236H85V237H84ZM84 236H83V238L86 239V235H84ZM91 236H92V234H91ZM117 236H119V235H117ZM133 236H135V235L133 234ZM186 236L181 235V239H182V240L176 238L177 240H180V241H179V242H180L179 245H178L177 243H176V244L178 245V248H180V251L185 252V253H182L181 256H183V254H188V255H190V258H192L193 254L191 255V250H190L191 247H190V249H189V248L185 249V248H186L185 246H188V245H189V244L186 243V242L188 241V240L185 238ZM204 236H205V235H204ZM222 236H223V238H224V236H226V235H223V234H222ZM222 236H220V237L217 236V237L221 238ZM227 236H228V235H227ZM254 236H255V235H254ZM257 236H259V234L257 235V232H256V237H257ZM109 237H107V240H109V239H108ZM119 237H120V236H119ZM136 237H138V234H137ZM139 237H141V236L139 235ZM170 237H171V236H170ZM175 237H176V236H175ZM175 237H174V238H175ZM177 237H179V235H177ZM194 237H195V236H194ZM194 237H193V239H195ZM202 237H203V236H202ZM231 237H232V236H231ZM233 237H234V236H233ZM263 237H264V235H263ZM103 238H104V237H102V239H103ZM126 238H125V239H126ZM143 238H144V237H143ZM196 238H197V237H196ZM206 238H207V237H206ZM209 238H208V240H210ZM225 238H226V237H225ZM225 238H224V239H225ZM247 238H248V237H247ZM247 238H246V240H248ZM257 238H258V237H257ZM257 238H256V239H257ZM102 239H100V240H102ZM120 239H121V237H120ZM120 239H119V240H120ZM130 239L133 240L132 238H130ZM134 239H135V238H134ZM137 239H138V238H137ZM140 239H142V238H140ZM140 239H139V241H138L139 243H141V244L143 243V245H144V242H145V244H146V241L143 240L144 242H140V241H141ZM176 239H175V240H176ZM243 239H244V237H243ZM262 239H264V238H262ZM86 240H87V239H86ZM107 240H106V242H107ZM171 240H173V239L170 238V241H171ZM175 240H173V241L175 242ZM196 240H197V239H196ZM202 240H203L202 243L206 242V241H204V239H202ZM235 240H237V239L235 238ZM235 240H234V242H235ZM71 241H72V240H71ZM84 241H85V240H84ZM87 241H88V240H87ZM135 241H136V239H135ZM135 241L133 240V242H132V241H131V242L134 243ZM173 241H171V242H173ZM190 241H192V239H191ZM194 241H195V240H194ZM218 241H220V240H218ZM218 241H217V242H218ZM222 241H223V240H222ZM222 241H220V242H222ZM238 241H239V240H238ZM244 241H245V239H244ZM248 241H250V240H248ZM259 241H260V239H259ZM74 242H75V243H74ZM106 242H105L103 245H105ZM138 242L136 241L135 243H138ZM176 242H177V241H176ZM208 242H209V241H208ZM210 242H211V241H210ZM215 242H216V241H215ZM220 242H218V243H220ZM228 242H229V241H228ZM228 242H226V244H228ZM263 242H264V241H263ZM88 243H89V242H88ZM88 243H86V244H88ZM117 243H118V244H117ZM139 243H138V244H139ZM193 243H195V242H192V243H190V244H193ZM197 243H198V242H196V244H197ZM212 243H213V242H212ZM235 243H236V242H235ZM245 243H246V242H245ZM248 243H249V242H248ZM248 243H247V244H248ZM71 244H70V245H71ZM108 244H109V243H108ZM108 244H107V245H108ZM110 244H109V245H110ZM116 244H117V246H116ZM128 244H129V243H127V245H128ZM141 244H140V246H141ZM172 244H173V243H172ZM196 244H194L193 246H195ZM198 244H199V243H198ZM205 244H206V243H205ZM208 244H209V243H208ZM220 244H222V247H219V249H221V248L224 249V248H225V245H224L225 243L223 244V242H222V243H220ZM230 244H231V243H230ZM230 244H229V245H230ZM241 244H242V241H241ZM249 244H250V243H249ZM109 245H108V246H109ZM127 245H126V246H127ZM130 245H131V244H129L128 247H129ZM143 245H142V246H143ZM182 245L185 247V248H184V251H183V249H182ZM218 245H219V244H218ZM223 245H224V247H223ZM232 245H233V244H232ZM232 245H230L231 248L234 247V246L232 247ZM105 246H106V245H105ZM122 246H121V247H122ZM131 246H133V245H131ZM131 246H130V247H131ZM142 246H141V247H142ZM189 246H190V245H189ZM201 246H204V245H201ZM214 246H215V245H214ZM219 246H220V245H219ZM227 246H228V245H227ZM230 246H229V247H230ZM235 246H236V245H235ZM69 247H70V246H69ZM123 247H122V248H123ZM138 247H139V246H138ZM141 247H140V248H141ZM147 247H148V245H147ZM147 247H146V248H147ZM174 247H175V245H174ZM176 247H177V246H176ZM195 247H197V246H195ZM195 247H194V248H195ZM238 247H243V245L238 246ZM122 248H121V249H122ZM131 248H134V247H131ZM142 248H144V246H143ZM146 248H144V249L146 250ZM204 248H205V246H204ZM215 248H216V247H215ZM217 248H218V246H217ZM236 248H237V247H236ZM68 249L71 250V248H68ZM91 249H92V250H91ZM108 249H109V248H108ZM147 249H148V248H147ZM175 249H177V248H175ZM198 249H199V248H198ZM201 249H203V248L201 247ZM211 249H212V248H211ZM227 249L229 250V248H227ZM65 250L68 251L67 249H65ZM124 250L127 251V248L125 247ZM193 250L196 251V249H193ZM214 250H215V249H214ZM225 250H226V249H224V251H222V250H221V251H222V252H225ZM228 250L226 251L227 255L229 254V253H228ZM66 251H65V252H66ZM85 251H86V253H85ZM109 251H108V252H109ZM121 251H123V249H122ZM143 251H144V250H143ZM148 251H150V250H148ZM148 251H147V252H148ZM178 251H179V249H178ZM197 251H198V250H197ZM197 251H196V253H198ZM202 251H203V250H202ZM204 251H205V249H204ZM221 251H220V252H221ZM235 251H237V250H235ZM252 251H255V250H252ZM252 251L250 250V253H251ZM65 252H64V253H65ZM123 252H124V251H123ZM123 252H122V254H121L122 256L120 255L119 257H120L121 259L126 258V259L129 261L131 255L128 256V255H126V254H128V253L125 252L126 254H124ZM128 252H129V250H128ZM147 252L145 253V255H146V254H149V253H147ZM209 252H210V253L212 252V254H213V251H209ZM218 252H219V251H218ZM229 252H231V250H230ZM233 252H234V251H233ZM241 252H242V251H241ZM241 252H239V255H240V256H241V255H244V254L247 255V253H248V252L245 253V251H243L244 253L242 254ZM109 253H110V252H109ZM129 253H130V252H129ZM143 253H144V252H143ZM180 253H181V252H180ZM180 253H179V254H180ZM196 253H195V254H196ZM199 253H200V252H199ZM202 253H203V252H202ZM240 253H241V254H240ZM65 254H67V252H66ZM200 254H201V253H200ZM206 254H208V252H207ZM256 254H257V253H256ZM62 255L60 256V258L63 259V256H62ZM88 255H89V256H88ZM215 255H217V254L214 253V255H213V256L216 257V258H219V257H220V256L217 257V256H215ZM230 255H231V254H229L227 257H229ZM251 255H252V254H251ZM251 255H250V256H251ZM85 256H86V257L88 256V257L85 259ZM116 256H115L114 258H111V259L114 260L115 258H117ZM133 256H136V255L134 254ZM133 256H132V258H133ZM181 256H179V257H181ZM197 256H198V254H197ZM197 256L194 255L195 258H196ZM207 256H208V255H207ZM209 256H210V254H209ZM252 256H253V255H252ZM254 256H255V255H254ZM254 256H253V257H254ZM70 257H72V258H70ZM111 257H113V256H111ZM199 257H200V256H199ZM214 257H212V258H214ZM221 257H222V255H221ZM221 257H220V258H221ZM231 257H232V256H230V258H231ZM233 257H234V256H233ZM245 257H246L245 255H244V257H241V259H240L241 262H243V261H242V258L245 259ZM253 257H252V260H250L251 258H250L249 260L247 259L248 261H252V263H250V264H253V263H254V264H258V263H261V262H262L260 259H259V260H260L261 262H260V261H259V262L257 261L256 258H257V257L259 258L258 255L255 256V260L253 259ZM95 258H93V259H95ZM132 258H131V259H132ZM136 258H138V257H136ZM139 258H140V257H139ZM139 258L136 259V260H139V262H140V261H142V259L145 258V257H143L142 259H139ZM186 258H188V256H186ZM190 258H188V259H190ZM201 258H202V257H201ZM216 258H214V259H216ZM236 258H237V259H235V261H236V260L238 261V257H236ZM96 259L93 260V261L96 262V263L94 262L95 264H97ZM117 259H118V258H117ZM117 259H116L115 261H117ZM121 259H120V262H121V264H122V262L125 261V260H122V261H121ZM133 259H134V258H133ZM148 259H149V258H148ZM180 259H181V258H180ZM183 259H185V257H183ZM223 259H225V258H223ZM231 259H234V258H231ZM244 259H243V260H244ZM90 260H91V259H89V261H90ZM143 260H144V259H143ZM185 260H186V259H185ZM185 260H183V261L181 262V264H182L183 262H185ZM191 260H192V264H194V263H193V258H192ZM196 260H197V259H196ZM202 260H203V259H202ZM216 260H217V259H216ZM216 260H215V261H216ZM247 260H246V261H247ZM59 261H60V260H59ZM63 261H64V259L62 260V262H63ZM70 261H71V262H70ZM76 261H75V264H77ZM89 261H88V262H89ZM128 261H126L125 264H127ZM134 261H135V260H134ZM134 261H133V260H132V261L130 260L129 263H130V264H140V263H138V262L135 263ZM144 261H145V260H144ZM144 261H142V264L144 263ZM194 261H195V259H194ZM200 261H201V259H200ZM204 261H206V260H204ZM210 261H211V260H210ZM237 261H236L235 263H239V262H237ZM244 261H245V260H244ZM79 262H78V263H79ZM109 262H110V261H109ZM187 262L190 263L188 260H187ZM197 262H198V260L195 261V264H196ZM202 262H203V261H202ZM232 262H234V260H233ZM241 262H240V263H241ZM257 262H258V263H257ZM263 262H264V261H263ZM263 262H262V264H263ZM86 263H87V262H86ZM114 263H115V262H114ZM146 263H147V262H146ZM146 263H145V264H146ZM149 263H150V262H149ZM149 263H148V264H149ZM188 263H187V264H188ZM200 263H201V262H200ZM240 263H239V264H240ZM247 263H249V262H247ZM247 263H245V264H247ZM58 264H59V263H58ZM61 264H62V263H61ZM73 264H74V263H73ZM89 264H90V263H89ZM92 264H93V262H92ZM115 264H116V263H115ZM119 264H120V263H119ZM197 264H198V263H197ZM204 264H205V263H204ZM206 264H207V263H206ZM217 264H218V263H217ZM243 264H244V263H243Z\"/></svg>",
	"mask_w": 264,
	"mask_h": 264
}]
</instances>
